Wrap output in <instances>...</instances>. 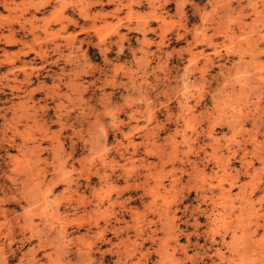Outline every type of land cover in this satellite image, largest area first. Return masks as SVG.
<instances>
[{
	"label": "rangeland",
	"instance_id": "rangeland-1",
	"mask_svg": "<svg viewBox=\"0 0 264 264\" xmlns=\"http://www.w3.org/2000/svg\"><path fill=\"white\" fill-rule=\"evenodd\" d=\"M0 264H264V0H0Z\"/></svg>",
	"mask_w": 264,
	"mask_h": 264
},
{
	"label": "bare ground",
	"instance_id": "bare-ground-1",
	"mask_svg": "<svg viewBox=\"0 0 264 264\" xmlns=\"http://www.w3.org/2000/svg\"><path fill=\"white\" fill-rule=\"evenodd\" d=\"M3 1V0H2ZM4 2H5V0H4ZM83 9V8H82ZM62 14V13H61Z\"/></svg>",
	"mask_w": 264,
	"mask_h": 264
}]
</instances>
